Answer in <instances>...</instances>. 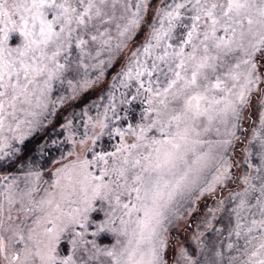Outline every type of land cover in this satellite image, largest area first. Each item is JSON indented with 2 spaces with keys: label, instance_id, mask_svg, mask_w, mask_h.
<instances>
[{
  "label": "snow or ice",
  "instance_id": "1",
  "mask_svg": "<svg viewBox=\"0 0 264 264\" xmlns=\"http://www.w3.org/2000/svg\"><path fill=\"white\" fill-rule=\"evenodd\" d=\"M0 264H264V0H0Z\"/></svg>",
  "mask_w": 264,
  "mask_h": 264
}]
</instances>
